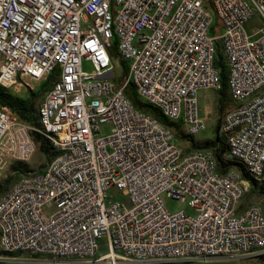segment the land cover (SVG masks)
Listing matches in <instances>:
<instances>
[{"label": "built area", "instance_id": "2783aa9c", "mask_svg": "<svg viewBox=\"0 0 264 264\" xmlns=\"http://www.w3.org/2000/svg\"><path fill=\"white\" fill-rule=\"evenodd\" d=\"M203 2L0 0V85L33 88L55 73L37 108L39 126L0 107V171L33 156L34 132L56 151L42 171L20 174L0 195V249L15 255L8 264H211L264 253V196L239 211L252 182L219 171L210 148L180 147L174 131L125 92L132 85L194 136L205 128L198 90L221 89L218 40L235 102L220 132L229 155L264 186V26L247 28L255 11L264 18V6ZM214 14L220 32L212 36ZM114 41L127 63L119 83L108 76ZM104 123L110 131L102 135ZM163 196L192 212L170 211Z\"/></svg>", "mask_w": 264, "mask_h": 264}, {"label": "trees", "instance_id": "16d2710c", "mask_svg": "<svg viewBox=\"0 0 264 264\" xmlns=\"http://www.w3.org/2000/svg\"><path fill=\"white\" fill-rule=\"evenodd\" d=\"M204 6L207 8L211 7L210 0H203ZM214 22V17L212 19V23ZM212 26V25H211ZM210 34L212 36L216 35L215 32H211L210 27ZM111 56L115 60H119L121 63L122 72L121 74L115 79L116 82H122L127 74V63L121 59L117 58V51L116 45L114 41V45L110 50ZM214 64L220 69V78H221V89L217 90L219 92V101L221 103V107L219 109V118L216 124V136L214 138H206L203 140H198L194 136L189 135L186 130L184 129V124L181 120H171L167 118L163 112L156 106L148 103L143 98H141L137 92L135 91L132 85H129L126 88V95L132 102V104L148 113L152 116L156 117L162 124L169 127L174 131L175 140H183L187 142V147L185 148L186 151L194 150V149H201V148H210L213 150L215 158L217 160L218 169L221 172H226L229 169H234L238 171L244 178L250 180L252 182L253 189L251 190L252 193L264 196V186L261 183H258L249 175L246 171L244 166L233 159L229 155V147L227 143V138L224 134L220 132V125H221V114L223 110V103L226 101H231V97L229 95L228 87H227V66L225 64V59L222 53L221 44L218 40L215 41V58ZM55 73L50 74L44 80H42L41 85L38 88H29L27 91V95L25 97L16 95L10 91V89L0 85V107H7L9 108L17 117L19 121L25 122L32 126H39V117L37 115V108L40 104V101L43 98L45 92L49 90L51 87V80ZM34 138L37 143L39 150L43 153L45 157V161L41 165L42 171L48 161L56 154L55 149L53 148L52 144L49 142L48 139L41 136L39 133L34 132ZM11 174L9 179L16 180L20 174L30 171V168L26 162L23 161H13L10 164ZM14 175V176H13ZM9 179H7L3 185H0V189L3 191L7 190V186L9 184ZM245 205H239V211L243 209ZM4 254L5 256H15L14 254L7 253L0 249V255ZM257 258L260 263L264 264V253L257 255Z\"/></svg>", "mask_w": 264, "mask_h": 264}, {"label": "rangeland", "instance_id": "374dc122", "mask_svg": "<svg viewBox=\"0 0 264 264\" xmlns=\"http://www.w3.org/2000/svg\"><path fill=\"white\" fill-rule=\"evenodd\" d=\"M261 3L264 6V0H260ZM211 8V7H210ZM214 22L211 26V32H215V34H219L220 28H219V22L215 14L213 15ZM264 26V18L262 15L255 11L253 16L249 19L247 22V28L249 30H254L256 28H260ZM219 28V29H218ZM82 68L85 71H91L92 70V64L89 60L83 59L82 61ZM122 72L121 63L119 60L114 61V68L110 71L109 77L113 76L114 79H116ZM42 81H32L31 85L33 88H38L41 85ZM28 86L23 85L19 90L16 89L14 86L10 88V91L16 95L25 97L27 95ZM198 97V108H199V115L205 122V128L198 133L194 135V137L198 140H203L206 138H214L216 136V124L218 122L219 118V109L221 107V103L218 100L219 99V92L213 89H205L201 88L197 92ZM41 102V101H40ZM235 107V102L231 99V101H226L223 103V110L221 119L223 120V117L226 112L233 109ZM221 120V121H222ZM185 129V128H184ZM100 131L102 135L108 134L110 131V123H104L100 126ZM176 143L185 149L187 147V142L183 140H177ZM45 161V157L43 153L39 150L38 146L36 148L35 153L33 156L26 162L30 168L31 171H39L41 170V165ZM11 169L7 168L0 171V185H3V183L9 179L11 174ZM14 176V175H13ZM15 179V178H14ZM14 179H9V184L7 188L15 181ZM4 191L0 189V195ZM108 193L115 194V197L124 203L125 205H129L128 198L125 195H122L118 190L111 189L108 191ZM164 202L168 209L172 212L178 211V210H185L187 213H191V209L188 207L185 203H180L179 201L173 200L171 198H168L166 196H163ZM261 201V197L257 194H254L252 192L246 194L240 201L241 204L246 205L250 202H259ZM262 207L264 209V202H261ZM53 211V208H45V212L51 213ZM100 243H103V241H100ZM257 255L259 254H252V255H246V256H237L235 258H229L227 260L222 261H212L211 264H263L260 263ZM23 257H26L27 255H21ZM5 255H0V264H8L9 259L4 258ZM148 264H201L196 263L191 260H169V261H155Z\"/></svg>", "mask_w": 264, "mask_h": 264}, {"label": "crops", "instance_id": "0c3cea01", "mask_svg": "<svg viewBox=\"0 0 264 264\" xmlns=\"http://www.w3.org/2000/svg\"><path fill=\"white\" fill-rule=\"evenodd\" d=\"M12 257H13V256H12ZM12 257L5 256L4 258H5V259H9V260H10Z\"/></svg>", "mask_w": 264, "mask_h": 264}]
</instances>
